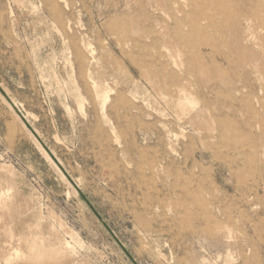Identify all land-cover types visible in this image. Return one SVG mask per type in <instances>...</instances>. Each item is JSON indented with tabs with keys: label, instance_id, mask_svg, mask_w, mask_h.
<instances>
[{
	"label": "rangeland",
	"instance_id": "obj_1",
	"mask_svg": "<svg viewBox=\"0 0 264 264\" xmlns=\"http://www.w3.org/2000/svg\"><path fill=\"white\" fill-rule=\"evenodd\" d=\"M252 1L0 0V264H264Z\"/></svg>",
	"mask_w": 264,
	"mask_h": 264
},
{
	"label": "bare ground",
	"instance_id": "obj_2",
	"mask_svg": "<svg viewBox=\"0 0 264 264\" xmlns=\"http://www.w3.org/2000/svg\"><path fill=\"white\" fill-rule=\"evenodd\" d=\"M263 1V0H262ZM253 2V1H252ZM260 3L261 2V0H258V1H256V2H253V3H251V4H257V3ZM185 23H186V21H185ZM184 23V24H185ZM194 27V26H193ZM178 30H179V28H178ZM192 30V29H191ZM189 38V37H188ZM236 44H240V40L237 38V40H236ZM204 47H211L212 46V42L209 40H205L204 42H203V44H202ZM189 52V51H188ZM190 53V52H189ZM210 55V54H209ZM201 57H203L202 56V54H201V50H199V54H198V57L197 58H200L201 59ZM253 59L254 60H257V59H259V55L258 54H253ZM190 65V64H189ZM250 74H251V71H245V73H242L241 74V79L244 81V80H246V79H248L249 78V76H250ZM246 87V86H245Z\"/></svg>",
	"mask_w": 264,
	"mask_h": 264
}]
</instances>
